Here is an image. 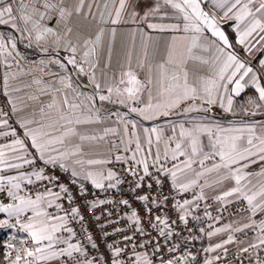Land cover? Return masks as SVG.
<instances>
[{
	"label": "snow or ice",
	"instance_id": "snow-or-ice-1",
	"mask_svg": "<svg viewBox=\"0 0 264 264\" xmlns=\"http://www.w3.org/2000/svg\"><path fill=\"white\" fill-rule=\"evenodd\" d=\"M209 3L211 12L204 0H118L111 8L104 0L92 13L93 21L99 17L98 26L88 31L91 25L76 19L86 20L85 0H0V62L7 69L3 94L11 105L10 112L0 108V138L6 140L0 143V213L7 217L0 219V229L26 234L3 242L0 264H222L221 253L226 258L233 243L238 261L244 257L248 264H264V119H251L264 116V0ZM164 6L174 10L178 22H154L168 17L161 13ZM87 7L91 12L92 4ZM109 23L112 27L102 26ZM122 23L181 35L166 42L167 55L153 64L147 57L154 38L142 28L132 30L133 38L136 31L141 33L144 59L138 58L133 67L130 51L117 56L119 76H109L104 69L112 65L116 26ZM21 43L43 54L30 62L40 72L50 65L60 69L46 73L58 80L39 88L41 95L50 91L51 101L27 115H21L11 95L19 89L9 83L17 76L10 71L13 61L19 66L27 59L19 51ZM237 45L249 55L261 54L259 69L240 55ZM61 50L67 55L61 56ZM190 61L197 63L189 67ZM73 71L76 81L87 79L84 87H91L90 93L74 81ZM57 82L60 87L53 86ZM249 88L253 94L236 106ZM216 108L233 118L227 123L211 118ZM239 113L249 119L237 118ZM13 116L20 132L10 123ZM141 121L153 123L148 127ZM101 143L107 146L104 155L96 151ZM117 164L122 172L114 169ZM89 184L119 195L100 198ZM125 191L140 203L142 213ZM209 201L219 205L215 216ZM113 204L128 211L117 219L107 208L100 211L102 205ZM233 204L246 215L220 223L219 213ZM82 209L102 234L100 243ZM189 218L210 223L199 227L202 235H194L187 228ZM77 224L92 249L103 244L105 251L90 253L77 238ZM181 225L189 237H183ZM237 233L246 239H238ZM113 235L116 239L109 241ZM205 236L210 242L202 249V260L199 252L181 251L183 240ZM214 237L217 242H211Z\"/></svg>",
	"mask_w": 264,
	"mask_h": 264
},
{
	"label": "crops",
	"instance_id": "crops-1",
	"mask_svg": "<svg viewBox=\"0 0 264 264\" xmlns=\"http://www.w3.org/2000/svg\"><path fill=\"white\" fill-rule=\"evenodd\" d=\"M103 2L104 0H85V8L83 10L84 14H87L86 16V20H81L80 18H76L78 22L83 23V24H87V25H91V27H89L88 31H92L94 27L98 26V20L99 17L97 16L96 20L93 21V16L92 13H96L97 12V7L96 4L100 3L101 4V8L103 7ZM109 2V7H114V6H118V0H115V5H113L112 0H108ZM160 2L162 3V0H160ZM91 3L92 4V8H91V12H89V9L87 7V5ZM204 5H205V10L207 11H213L211 4L209 3V0H204ZM167 12L169 15L167 18H165L164 20H159L158 18L154 21V22H163V23H176L178 22L175 17H174V10L170 7L164 6L161 9V13ZM217 15L219 16V13H217ZM159 16V14H158ZM124 19H128L127 15H125ZM222 24H224V21H221ZM50 24L52 26L55 25V20L51 21ZM71 26V25H70ZM106 28L112 27V25L106 24V25H102ZM117 35L114 41V49H115V53L113 60H112V65L109 68H105L104 71H106L108 73L109 76H111L113 73L116 74V76H119V65L117 64V56L119 57H123V55L126 52H131L132 54V62H133V67H135L136 65V61L137 59H144V51L142 48V37H141V33L139 31H136L135 37L133 38L132 35H130L129 33H131L132 30L135 29H144L145 32H147L149 35H151L154 40L152 42H149V47H148V57H147V61L149 63H158L162 60V58H164L167 55L166 52V42L170 41L171 37L173 35H181V33H172V32H164V33H160L158 31H152L149 30L145 27V25L143 23L140 24H132V23H122L120 25H117ZM225 31L229 34L230 38L234 39V32L232 30V28L228 25H225ZM18 35V34H17ZM155 38H159V40H156ZM107 41H108V37H105V52H104V58L106 59V45H107ZM179 47H183V42H177ZM158 44V47H156V45ZM237 47V51L240 52V55L247 59L254 68L259 69V64H258V60L261 57V54L259 52H256L254 55H249L247 53H245L238 45ZM259 47V46H257ZM19 51H21L22 53H24V55L27 57L26 60H22L20 62V65L18 66L15 62L12 63V68H11V72L17 73V76L15 79H10L9 83L12 89H19V91H12L11 95L14 98V100H16L17 103V107L22 109L21 115H27L30 114L32 112H36L38 113L39 107L42 104H46L49 103L51 101V93L50 91L47 94L41 95L39 92V88L43 87V84H47V83H51L54 80H58L57 77H53L51 75H47L46 73L49 72H60V69L55 66V65H50L48 68L44 69V72H40L38 67L33 65L32 63H30L31 61H36L42 58L43 54L39 53L38 51H36L35 49H29L25 47V44L21 43L19 44ZM197 51V53L199 54V50H194ZM205 55H208L207 53H204ZM61 56H65L67 55L66 52H64L63 50H61L60 52ZM43 58H47V57H43ZM197 63L195 61H190L189 62V67L192 66V64ZM3 64V73L7 70L6 66ZM101 68H104V61L102 59ZM69 69H71V66L69 65ZM98 76H99V71H98ZM73 75V79L74 81H76V75L75 72H72ZM144 77V72H141V78ZM36 79H40L42 80V84L41 85H37L34 81ZM78 82L81 87L82 90L86 93H90L92 91L91 87H84L85 85H87V79L84 77H81L79 79ZM54 87H60V84L57 82L53 85ZM254 92V90L252 88L247 89L242 95L241 97L237 98L236 101V106L239 105L240 102L245 101L246 98L249 95H252ZM32 95H37L39 96V100H31L29 99L30 96ZM69 98H72V93L69 90ZM105 108H111L112 110H115L118 106H114V105H108L105 104L104 105ZM121 111H125L126 109L121 108ZM211 118L213 119H219L220 121L227 123V121L229 119H232L233 117H231L228 114H225L222 112L221 109L216 108L214 110L213 113L210 114ZM244 118V119H249L248 117H244L243 113H239V117L237 118ZM14 118L16 119V117L14 116ZM39 118V116L37 115V119ZM131 118H135V119H140L139 117L136 116V114H131ZM181 117H172L171 119L173 120H177L180 119ZM251 119L253 120H261L264 119V116H261L259 114H257V116L252 117ZM143 126H148L150 127L152 125L153 122L151 121H141ZM158 123L163 124V121H158ZM19 126V125H18ZM170 134V133H168ZM111 139H116L115 137H112ZM6 142V140H4V138H0V143H4ZM97 152L100 153V155H104L107 152V146L103 143H101V145L96 149ZM109 167H113V165H109ZM114 169L119 172L117 165L114 166ZM206 194L211 196L213 195V190L212 189H206ZM217 206H219L217 204ZM246 215L245 213H236L234 215L231 216L230 221L232 220H237L239 219L240 216ZM6 214L4 213H0V219H6ZM242 235L241 240L246 239L245 235L243 233H238ZM252 235V233L248 234V236L250 237ZM223 238H226V234L223 236ZM219 239V237H214L212 239L211 242H217ZM210 241L208 240V238H206V243L208 244ZM236 247V244L233 243L231 245H228V249H234Z\"/></svg>",
	"mask_w": 264,
	"mask_h": 264
},
{
	"label": "built area",
	"instance_id": "built-area-1",
	"mask_svg": "<svg viewBox=\"0 0 264 264\" xmlns=\"http://www.w3.org/2000/svg\"><path fill=\"white\" fill-rule=\"evenodd\" d=\"M0 108H2L5 111H9V112H10V108H11V105L8 103L7 97L3 94V64H2V62H0ZM13 121H15L14 116H13V119L10 120V123L13 124V126L17 128L18 132H20L21 130L19 129L18 124L13 123ZM4 140H5V138H4ZM117 167H118L119 172H122V167L123 166L117 164ZM129 179H131V177H129ZM88 187H89L90 191H92L94 194L98 195L100 198H105L106 196H110V195H113V194H116L117 196L119 195L118 193H116V190H109L108 193H105V192H101L99 190H96V189L92 188V186L90 184L88 185ZM123 187L125 188V190H127L128 185L125 184ZM164 190H165V192L168 191L167 182H166V184L164 186ZM124 196L126 198H128L130 201H133V207H136L137 209H140L141 213H142L143 210L140 208V203L139 202H135L133 200V194L125 191ZM187 196L190 197L191 193L187 194ZM209 203L213 204V207L211 209V211L213 213V216L217 215L218 213L216 212V209L219 206H217V203L212 202V201H209ZM239 207H240L239 204H233V205L227 206L225 211L219 213L220 215L223 216V220L220 223L229 222L231 216L237 213L236 210ZM105 208H107V210L113 212V218L114 219L119 218L123 214V211H128V209L124 208V206H117L115 204H113V205H102L101 208H100V211L103 212L105 210ZM82 211H83V213L85 215V222H86V224H88L89 230L93 232L94 239L98 243H100L101 240L103 239L102 234H99L98 229L93 227V223L94 222L92 220V217L89 215L88 210L87 209H82ZM202 211H203V202L201 203V209L198 211L197 214H201L202 215ZM104 219L105 218L101 219V221H100L101 224L104 223ZM173 219H175L174 215H173ZM207 223H210V221H207L206 219H204V222L202 223V222H198V221H193V220H191V218H189V224H188L187 228H192L193 229V233L192 234H194V235H202V234L199 233L198 229L201 226H206ZM117 226H124V225L121 224V225H117ZM217 226H219V225H217ZM76 227H77V230H78V233H79L77 238H79L81 240V242L84 244V246L86 248H88L90 253L99 255L101 252L105 251L104 247H103V244H101V247L99 249H97V250L92 249L90 243L85 238L84 233L79 231V225L78 224H77ZM181 228H184V231H183V234H182L183 237H185V238L189 237L190 234L187 231V228H185L184 225H181ZM107 230L111 231V228H109ZM250 233L251 232H248V234H250ZM12 235H16L18 237H24L26 234L22 233V232H18L17 229H6V228L5 229H0V238L2 239V243L5 240H7L10 236H12ZM153 235H155V232H153ZM236 235H237L238 239L241 240L242 235L238 234V233ZM206 238L207 237L205 236L203 239L196 240V241L191 240V239L183 240L182 241L181 251H183L184 248H189L193 252H199L200 253V257L198 259L202 260V257L204 255H206V254H204L202 252L203 247L207 246ZM108 239H109V241H111L112 239H116V237H115V235H113L112 237H110ZM237 248H238V245L236 244V247L234 249H229L228 256L226 258L223 257V254L221 253L222 264H248V260L245 259L244 257H241L239 261L236 259L235 253L237 252ZM3 251H5L4 248H3ZM105 254H107V253H105Z\"/></svg>",
	"mask_w": 264,
	"mask_h": 264
},
{
	"label": "trees",
	"instance_id": "trees-1",
	"mask_svg": "<svg viewBox=\"0 0 264 264\" xmlns=\"http://www.w3.org/2000/svg\"><path fill=\"white\" fill-rule=\"evenodd\" d=\"M3 243H2V239L0 238V260H2V254H3Z\"/></svg>",
	"mask_w": 264,
	"mask_h": 264
}]
</instances>
